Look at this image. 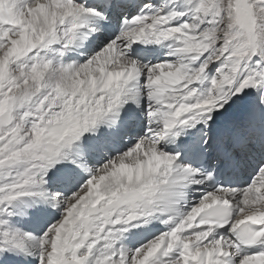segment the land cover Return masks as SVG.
Segmentation results:
<instances>
[{
  "label": "snow or ice",
  "instance_id": "obj_1",
  "mask_svg": "<svg viewBox=\"0 0 264 264\" xmlns=\"http://www.w3.org/2000/svg\"><path fill=\"white\" fill-rule=\"evenodd\" d=\"M0 264H264V0H0Z\"/></svg>",
  "mask_w": 264,
  "mask_h": 264
}]
</instances>
